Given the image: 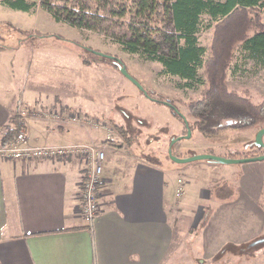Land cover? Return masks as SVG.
Segmentation results:
<instances>
[{
	"label": "crops",
	"instance_id": "0c3cea01",
	"mask_svg": "<svg viewBox=\"0 0 264 264\" xmlns=\"http://www.w3.org/2000/svg\"><path fill=\"white\" fill-rule=\"evenodd\" d=\"M0 55L6 64L14 57L1 50ZM60 60L63 74L51 79L47 93L52 102L56 94L67 102L70 97L71 79L65 75L70 59ZM27 91L0 76V137L9 117L23 109L34 113L25 116L27 122L22 115L21 146L74 144L76 135L60 129L62 123L56 128L62 132L56 134L46 119L33 115L46 111L45 93L36 87ZM102 146L100 209L91 223L80 213L83 160L0 155V264H167L205 214L200 245L206 259L226 245L241 247L264 233V163L167 169L127 148ZM178 179L182 185L177 196Z\"/></svg>",
	"mask_w": 264,
	"mask_h": 264
},
{
	"label": "rangeland",
	"instance_id": "374dc122",
	"mask_svg": "<svg viewBox=\"0 0 264 264\" xmlns=\"http://www.w3.org/2000/svg\"><path fill=\"white\" fill-rule=\"evenodd\" d=\"M261 17L259 12L258 18ZM202 19L203 25L197 36L199 45L204 48L202 59L205 60L211 56L215 31L212 26H207L209 23L207 16H203ZM252 31L250 28L247 33L252 34ZM88 48L120 59L128 73L144 90L149 91L154 98L157 94H162L172 100L184 116H187L186 105L201 97L205 83L202 67L198 70L199 81L186 84L177 76L163 73L159 63L128 54L102 35L55 22L38 5L30 13L0 7V50L14 56L6 64L2 63L0 55V76L7 80L12 79L20 90L27 91L36 87L40 92H44L41 97L46 111L33 115L46 119L50 125L49 129L53 128L56 134L62 132L56 129L61 123L65 127L60 125V129H70L72 135L77 137L75 143L71 145L99 147L106 154L102 141L108 139L115 144L121 142L112 130L114 123L125 125L133 134L132 144L124 146L130 154L144 156L167 169H180L198 163L212 165L204 161L189 163L172 161L168 155L169 145L173 139L180 136L181 139L174 143L171 152L172 155L183 158L197 154L225 157L229 153L256 149L254 141L257 129H224L211 138L204 137L194 129L187 137L183 123L170 113L168 107L151 102L118 69L94 62L93 60L102 58L88 51ZM235 54L232 67L225 78L227 88L247 95L253 102H260L264 98V62L256 61L254 57H245V53L239 49ZM60 59H70V70L65 68V75L67 77L69 75L71 79L68 102L59 99V94H56L55 101L52 102L50 95L47 94L50 93L48 92L50 86H53L51 79H56L58 74L62 73V69L60 70L62 65L57 66ZM81 59H89L90 62L85 64ZM66 62L65 60V65ZM27 94L30 95L29 92ZM107 94H112L113 99L110 100V95L107 97ZM32 112L34 113L33 110L26 112L21 109L20 116L22 118L23 115L27 122L25 116L31 115ZM186 118L192 123L191 117ZM218 124H225V121L214 122L212 126ZM262 140L264 142V135ZM17 145L21 146V142ZM72 156L83 161L87 157L85 153L77 152ZM258 162L264 163V160ZM213 165L237 168L241 164ZM84 166L85 163L83 169ZM225 179L229 180L227 177ZM227 185L229 184L226 183ZM221 187L222 191L225 186ZM186 198L189 203L194 201L190 191ZM261 207L264 212V196ZM201 233L199 225L191 227L181 249L170 254L167 264H264V242L250 246L253 241L264 238V233L241 247L226 245L223 251L212 259H206L202 255Z\"/></svg>",
	"mask_w": 264,
	"mask_h": 264
},
{
	"label": "trees",
	"instance_id": "16d2710c",
	"mask_svg": "<svg viewBox=\"0 0 264 264\" xmlns=\"http://www.w3.org/2000/svg\"><path fill=\"white\" fill-rule=\"evenodd\" d=\"M0 3L29 13L38 5L55 22L102 35L128 54L159 63L163 73L177 76L186 84L199 81L198 70L202 67L205 83L201 97L186 105L187 116L193 119L192 123L178 111L172 100L162 94L154 98L149 91L140 90L151 102L168 107L186 131L197 129L204 137L211 138L224 129L258 131L264 127V98L253 102L247 95L229 90L225 82L236 50L245 53V57L264 62V0H0ZM259 12L261 19L258 18ZM203 16H207V26H212L215 31L211 56L205 60L202 59L204 48L199 45L197 36L203 25ZM250 28L253 29L252 34L247 33ZM87 50L102 58L94 62L118 70L125 67L114 56ZM81 61L85 64L90 62L89 59ZM234 68L236 70L237 64ZM220 121H225V124L212 126ZM112 126L121 142L115 145L107 139L101 144L130 146L133 140L130 129L114 123ZM22 129L21 116L16 110L4 127L0 147L15 142ZM181 137L172 140L169 145L171 151ZM262 154L263 149L256 147L253 151L229 153L225 157L240 159ZM206 220L207 214L199 228L205 226Z\"/></svg>",
	"mask_w": 264,
	"mask_h": 264
},
{
	"label": "built area",
	"instance_id": "2783aa9c",
	"mask_svg": "<svg viewBox=\"0 0 264 264\" xmlns=\"http://www.w3.org/2000/svg\"><path fill=\"white\" fill-rule=\"evenodd\" d=\"M25 132L21 130L14 143L6 147H0V155L18 160L30 159H57L72 156L75 152L87 157L84 159V169L82 179L79 183V199L81 202L80 212L88 220L92 221L100 209L98 191L102 179L103 163L105 159L104 151L99 147H76L73 145L66 146H48L33 145L19 146L18 142H23ZM76 150V151H75ZM181 179H178V188L176 195L181 193Z\"/></svg>",
	"mask_w": 264,
	"mask_h": 264
},
{
	"label": "water",
	"instance_id": "95a60500",
	"mask_svg": "<svg viewBox=\"0 0 264 264\" xmlns=\"http://www.w3.org/2000/svg\"><path fill=\"white\" fill-rule=\"evenodd\" d=\"M119 71L125 78L131 81L139 90H143V87L138 83V81L128 73V71L126 70V67H121ZM229 123H231V121H229ZM263 135H264V127L257 131L254 144L256 145V147L264 149V142L262 140ZM186 136L187 137L190 136L189 129H187ZM168 155L171 158V160L174 161L175 163H189V162H194V161L208 160V161L217 162L219 164L228 165V164H242L246 162H255V161L264 160V154L251 157V158H240V159L216 156L213 154H197L191 157L183 158V157H177V156L172 155L170 148L168 149ZM262 242H264V238L253 241L252 243H250V246H254Z\"/></svg>",
	"mask_w": 264,
	"mask_h": 264
},
{
	"label": "flooded vegetation",
	"instance_id": "af4514ba",
	"mask_svg": "<svg viewBox=\"0 0 264 264\" xmlns=\"http://www.w3.org/2000/svg\"><path fill=\"white\" fill-rule=\"evenodd\" d=\"M259 148V147H258ZM263 149V148H262ZM263 151H264V149H263Z\"/></svg>",
	"mask_w": 264,
	"mask_h": 264
}]
</instances>
